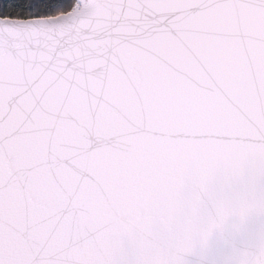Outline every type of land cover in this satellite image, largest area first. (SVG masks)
Returning a JSON list of instances; mask_svg holds the SVG:
<instances>
[{"label":"snow or ice","instance_id":"1","mask_svg":"<svg viewBox=\"0 0 264 264\" xmlns=\"http://www.w3.org/2000/svg\"><path fill=\"white\" fill-rule=\"evenodd\" d=\"M264 197V0L0 2V264H181Z\"/></svg>","mask_w":264,"mask_h":264},{"label":"clouds","instance_id":"2","mask_svg":"<svg viewBox=\"0 0 264 264\" xmlns=\"http://www.w3.org/2000/svg\"><path fill=\"white\" fill-rule=\"evenodd\" d=\"M181 264H264V197L221 201L188 233Z\"/></svg>","mask_w":264,"mask_h":264},{"label":"trees","instance_id":"3","mask_svg":"<svg viewBox=\"0 0 264 264\" xmlns=\"http://www.w3.org/2000/svg\"><path fill=\"white\" fill-rule=\"evenodd\" d=\"M0 2H2V0H0Z\"/></svg>","mask_w":264,"mask_h":264}]
</instances>
